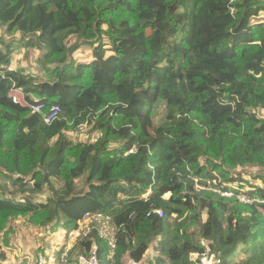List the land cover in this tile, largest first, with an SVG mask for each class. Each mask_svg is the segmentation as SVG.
Segmentation results:
<instances>
[{"label":"trees","instance_id":"1","mask_svg":"<svg viewBox=\"0 0 264 264\" xmlns=\"http://www.w3.org/2000/svg\"><path fill=\"white\" fill-rule=\"evenodd\" d=\"M19 49L41 53L30 73L9 69ZM87 213L113 224V257L95 227L72 253L97 244L100 264H195L202 240L264 264V0H0V235Z\"/></svg>","mask_w":264,"mask_h":264},{"label":"rangeland","instance_id":"2","mask_svg":"<svg viewBox=\"0 0 264 264\" xmlns=\"http://www.w3.org/2000/svg\"><path fill=\"white\" fill-rule=\"evenodd\" d=\"M258 19L259 18L255 19L254 22H256ZM91 51L92 49L88 48L87 45V47H85V51L83 52L84 56L80 54H78V56L81 58L92 56ZM34 54L36 57L33 55L29 61H27L25 54L20 56L17 55L12 63L13 67L19 69L25 68V71H32L33 66H30V64L38 66V57H40L41 53L35 51ZM25 63H30L29 67H27ZM157 117L158 120H161L164 117L163 109H159ZM88 131L89 130L86 129L84 134L85 139L88 137ZM68 135L72 137L75 136V133L70 132ZM246 178L249 179L252 184L257 182L250 176H247ZM77 184L82 187L83 179H80ZM46 195L47 194L42 195L41 199H44ZM92 224H96V221L92 222L91 219H84L81 223V227L84 230L91 228ZM81 235L82 233H80V231L75 230L68 232L65 227H60L56 233H52V230L50 229L39 230L33 225L30 226L28 224V220L20 218L9 224L5 230V233H1L0 252L6 250L7 258L5 264H33L36 261L38 255L42 252H45L46 254H58L64 245H67L66 247L70 245L73 246V244L75 245V242L78 241V236ZM145 256L148 258L152 256L151 261H156L157 258V255H155V253L152 254L151 252ZM165 264H170L167 258L165 259Z\"/></svg>","mask_w":264,"mask_h":264},{"label":"built area","instance_id":"3","mask_svg":"<svg viewBox=\"0 0 264 264\" xmlns=\"http://www.w3.org/2000/svg\"><path fill=\"white\" fill-rule=\"evenodd\" d=\"M13 64H10L9 69L13 70ZM25 73H30L29 70H26ZM15 101L17 100V97L14 99ZM42 105L40 102H37L33 105L34 111H40ZM60 112V106L57 104H54L50 108V112L46 115L45 120L47 122L53 121L58 113ZM88 126L83 125L79 127L78 130L75 132V136H72V139L74 142H76L78 139L82 138L86 132V129ZM223 195L227 196H232L233 193L230 192H223ZM240 202L246 203V204H252L254 202H259L260 200L255 198V197H249L246 194H239L237 196ZM152 214H157L160 217L164 216V212L162 209H157L154 210L153 212H149L147 215L151 216ZM84 219H91L92 222L96 221V224H92L91 228L84 229L80 226L77 231H80L82 233L81 236H78V239L80 237L87 235V233L92 229V228H97L99 230L101 238L108 239L109 241V258L113 257L114 254V249L116 247V242H115V228L113 224H111L110 220L103 216L102 214H90L87 213L85 214ZM75 231V230H74ZM77 244V242H75ZM75 244V245H76ZM201 244L204 246L205 250L203 253L200 252H194L191 254V260L195 264H220V259L217 257V255L212 251L210 248V242L206 240H202ZM68 246L64 245L61 251L58 254L55 253H50L46 254L45 252H42L41 254L38 255L36 261L33 264H100V258H99V249L98 245L94 244L90 251L84 250L80 254H75L73 255L72 249L75 246ZM1 264V263H0ZM126 264H158L157 261H151V259H142V260H135L132 258H128L126 261Z\"/></svg>","mask_w":264,"mask_h":264},{"label":"crops","instance_id":"4","mask_svg":"<svg viewBox=\"0 0 264 264\" xmlns=\"http://www.w3.org/2000/svg\"><path fill=\"white\" fill-rule=\"evenodd\" d=\"M85 47H87V46H83V48L81 49L82 51L80 50L81 52L79 51V53H78V54H80V55H83V56H84L83 52L85 51ZM88 48H89V47H88ZM17 52H18V55L20 56V55H22V53H23L24 51H23L22 49H19V50H17ZM20 52H21V53H20ZM34 56L36 57V55H35V54H34ZM86 58H87L86 60H90V59H91V56H88V57H86ZM88 58H90V59H88ZM80 59H85V58H81V57H80ZM29 64H30V63H27V64L25 63V65H26L27 67H29ZM30 66H31V65H30ZM166 197H169V195H167ZM150 252H151L152 254H154V253H155V251H154V249H153V248L149 249V251L147 252V254H148V253H150ZM147 254H146V255H147ZM155 255H156V253H155ZM151 258H152V256H151V257H149V258H148L147 256H144V258H143V259H145V260H146V259H151Z\"/></svg>","mask_w":264,"mask_h":264}]
</instances>
